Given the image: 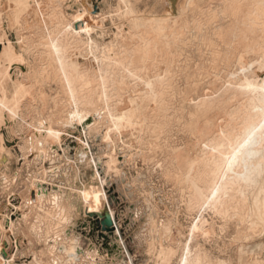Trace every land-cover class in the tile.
<instances>
[{"label":"rangeland","instance_id":"rangeland-1","mask_svg":"<svg viewBox=\"0 0 264 264\" xmlns=\"http://www.w3.org/2000/svg\"><path fill=\"white\" fill-rule=\"evenodd\" d=\"M46 1L43 0L45 5L42 3L41 6L44 12L47 10L45 13L50 14L51 3L50 0ZM213 1L216 0H207L203 10L214 7L220 12L221 8L224 11L227 7V4ZM57 2L66 18L68 17L65 19L66 24H70L73 30L70 53L75 57L87 56L85 50L90 45L89 47H94L96 55L105 57L107 48L120 44L118 33L125 28L123 21L127 24V32L132 28L130 22H133L134 17H168L172 20L180 15L186 0H126L121 7L119 0ZM83 9L89 19L93 20V25L86 23ZM4 10L2 21L6 36L15 48L20 49L23 43L30 41L27 44L31 45L33 39H40L41 30L37 29L41 24L39 10H32L30 16L28 15L29 23L32 22L31 26L35 28L31 32L27 26L26 33H23L25 36H21L19 30L10 25L9 10L6 7ZM222 18L221 15L219 19L224 23ZM90 26H93L92 29ZM30 32L38 37L32 39ZM2 33L3 31L0 36ZM127 35L134 37L131 33L125 34L128 38ZM204 35H207V40H217L216 34L198 33V38L195 37L189 42L184 51L179 50L181 57L173 59L174 63L171 60L172 69L177 75L175 74L173 88L169 91L168 118L164 121L165 126L163 123L155 128L160 133L158 138L144 130L142 122L122 130L111 125L107 113L109 109L117 110L122 103L117 95L111 97L107 103H98L94 116L85 118L81 115L79 123L78 118L73 116L76 110L75 99L67 88L64 77L47 64L42 68L44 63L40 62V58L35 60L27 54L28 73L33 77V82L36 81V74L38 75L37 83L34 82L37 84L36 92L41 99H46V102L20 108L16 116L10 117V121L0 127V148L1 143L7 148L0 156V253L3 260L8 264H164L159 260L157 250L151 247L154 236L158 238L163 228L168 226L173 228V238L177 242H186L191 238L190 227L197 217V210L189 203L191 188L185 186L183 196V192L173 181L179 176L175 157L195 139L190 128L199 115L197 106L201 101L221 93L218 91H222L227 85V73L230 71L228 65L224 67L223 64L229 53L228 48L223 46L220 48L221 57H214L215 50L204 45L207 42L203 41ZM80 41L84 43L80 44ZM35 45H38V42H35ZM2 48L0 44V51ZM21 49V53L26 55V50L23 47ZM43 51L44 47L41 46L39 52L45 54ZM151 62L159 63L155 59ZM96 63L99 68L100 63ZM23 70L22 64L10 69L15 79L24 75ZM130 80L128 84L133 85L135 81ZM110 85L113 87L116 83ZM189 91L191 94L193 92L194 97L193 94L189 96ZM70 116L74 120V123L70 124L71 128L80 138L86 140V152H89V158L93 161L84 159L86 156H82V151L78 149L74 139L68 137L61 144L55 140L47 141L46 137L41 136L44 133L41 129H33L34 123L40 128L44 122H54L65 128L71 119ZM111 126L113 135H107ZM36 143H39L41 148H38ZM110 147H114L115 151ZM110 151L117 153L115 155L118 157L117 168L112 170L107 164L109 157L113 155ZM101 177L103 183L100 181ZM93 185L104 187L108 206L118 224V233L117 228L113 233L105 232L95 218L86 214L83 198L78 191ZM35 194L38 201L33 208L29 202ZM61 197L70 202L72 200L75 206H67L70 214L67 215V221L61 225L62 238L51 234L46 240L43 236L45 224L42 216L49 212ZM55 216L60 217V211L57 210ZM33 218L40 226L30 227ZM209 219L211 222L216 221V233L211 242L200 241L199 244H203L215 258L229 261L230 264H264V225L250 231L246 227H239L235 220L223 228V219H213L211 216ZM46 241L48 245L56 244L55 254L50 253ZM195 243L193 240L191 244L193 252L195 245H199ZM70 247H73L72 250ZM75 250L77 258L72 256ZM91 251H96L97 254L91 256L88 253ZM71 261L73 263H70ZM172 264H178V258H174Z\"/></svg>","mask_w":264,"mask_h":264},{"label":"bare ground","instance_id":"bare-ground-1","mask_svg":"<svg viewBox=\"0 0 264 264\" xmlns=\"http://www.w3.org/2000/svg\"><path fill=\"white\" fill-rule=\"evenodd\" d=\"M125 1L119 0L120 7ZM206 1L186 0L180 15L172 20L168 17H134L133 22H130L132 28H128L127 32V24L123 21L125 28L122 27L118 33L120 44L107 48L105 57L96 55L94 47H89L90 45L85 50L87 56L75 57L69 51L73 43V30L70 24H66L65 19L68 17L66 18L57 0H50V14L45 13L47 10L43 11V0H0V33L3 31L0 36V44L3 46L0 51V127L5 126L10 117L16 116L20 108L46 102V99H41L36 92L38 75L36 74L34 83L33 77L28 73L29 61L26 56L30 54L35 60L40 58V62L43 61L42 68L47 64L64 77L65 84L75 99L76 110L73 116L78 118L79 123L81 115L85 118L94 116L98 103H107L111 97L117 95L122 103L115 111L109 109L107 117L111 125L122 130L142 122L143 129L158 138L160 133L155 128L168 118L169 91L173 88L176 74L172 69L171 60L174 63L173 59L181 57L179 52L184 51L195 37L198 38V33L216 34V41L207 40V35H204L203 40L207 41L204 45L215 50L214 57H221L220 48L223 46L228 48L229 53L224 54L227 58L223 63L224 67L227 64L230 69L227 73V85L222 91H218L221 92L218 96L201 101V105L197 106L199 115L190 128L195 139L175 157L179 176L173 181L179 186L183 196L184 187L191 188L189 203L197 210V217L190 227L191 238L186 242L174 240L173 228L168 226L163 228L158 238L154 236L151 247L157 250L158 258L164 264H172L174 258H178V264H230L229 261L215 258L203 244H199L200 241L211 242L216 233L217 223L211 222L209 216L213 219H223V228L232 220H235L239 227H246L250 231L264 225V0H216L218 3L227 4L228 8L224 11L221 8L220 12L214 7L203 10ZM5 7L11 17L10 25L19 30L21 36L27 26L31 32L35 28L31 26L32 22L29 23L30 12L40 11L39 14L36 13L41 21L37 28L41 30L40 39L35 40L38 36L29 33L31 38L35 39L31 45L27 44L30 41L22 44L26 55L21 53L22 47L15 48L6 36L2 21ZM221 15L226 23L219 19ZM129 16L131 17V14ZM84 17L88 25H93V20L89 19L86 11ZM211 22H214L215 26ZM128 33L134 37H125ZM35 42H38V45H35ZM82 43L84 42L80 41V44ZM39 45L44 47L45 54L39 52ZM94 59L96 64L100 63L99 68L96 67ZM153 59L159 63L152 64ZM19 64L23 65L24 75L15 79L10 69ZM130 79L135 81L133 85L128 84ZM110 83L116 85L111 87ZM187 93L189 96L193 94L190 91ZM72 120L71 117L65 128L54 122H44L40 128L34 123L33 129H41L44 132L41 136L46 137L47 141L55 140L61 144L68 137L74 139V143L82 151V156H86L84 159L93 161L89 158V152H86L88 143L71 128L70 124L74 121ZM112 126L107 135H113ZM163 128L162 126V130ZM35 145L41 148L39 143ZM6 149L1 143L0 156ZM115 154L108 155L110 157L107 164L111 170L117 168L118 157ZM100 181L103 183L102 177ZM99 186L98 188L93 185L78 191L83 198L86 214L97 213L100 216L109 208L115 224V215L108 206L105 189L102 185ZM49 200L52 202L51 197ZM37 201L35 194L29 203L34 208V202ZM67 206L73 208L75 205L73 206L72 200L70 202L61 197L52 208L54 212L60 211V217H56V213L50 210L42 216L43 224L51 219L57 222L54 225L56 230L61 228L70 214ZM30 224V227H38L35 218ZM116 224L115 228L118 225ZM118 232L117 228L116 233ZM50 234L47 231L46 237ZM165 237H168L167 240H164ZM193 240L196 241L195 244H199L195 245L194 252L191 246ZM46 242L49 249L50 245ZM55 248L57 250V246ZM72 256L77 258L76 250ZM0 264H8L3 260L1 253Z\"/></svg>","mask_w":264,"mask_h":264},{"label":"water","instance_id":"water-1","mask_svg":"<svg viewBox=\"0 0 264 264\" xmlns=\"http://www.w3.org/2000/svg\"><path fill=\"white\" fill-rule=\"evenodd\" d=\"M88 215L92 218H95L99 226L105 231L109 233H113L115 230V224L113 217L109 210H104L103 213L99 216L97 213H88ZM105 237L108 235L104 234Z\"/></svg>","mask_w":264,"mask_h":264},{"label":"crops","instance_id":"crops-1","mask_svg":"<svg viewBox=\"0 0 264 264\" xmlns=\"http://www.w3.org/2000/svg\"><path fill=\"white\" fill-rule=\"evenodd\" d=\"M85 187H91V186H85ZM84 187V188H85ZM99 188V187H98ZM36 203V202H34ZM52 210V209H51ZM88 210H92V209H88ZM53 211V210H52ZM54 212V211H53ZM54 213H57V212H54ZM55 223L57 222H54L52 221L51 219H48L45 223V226H44V232H43V236L47 239L46 237V232L49 231L52 235H54V237L56 238H62V234H63V230L61 228L59 229H55ZM117 222H115L116 224ZM117 225V224H116ZM37 226H40L39 224H37ZM117 228H118V225H117ZM50 234V235H51ZM55 244H52L49 246V251L51 254H55V251H56V248H55ZM91 256H94L97 254L96 251H91V252H88Z\"/></svg>","mask_w":264,"mask_h":264}]
</instances>
